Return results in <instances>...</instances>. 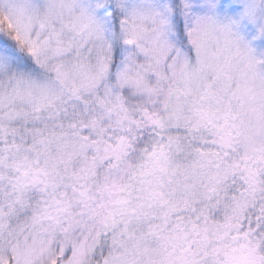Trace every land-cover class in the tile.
I'll return each instance as SVG.
<instances>
[{
	"label": "snow or ice",
	"instance_id": "6c2138e0",
	"mask_svg": "<svg viewBox=\"0 0 264 264\" xmlns=\"http://www.w3.org/2000/svg\"><path fill=\"white\" fill-rule=\"evenodd\" d=\"M0 264H264V0H0Z\"/></svg>",
	"mask_w": 264,
	"mask_h": 264
}]
</instances>
